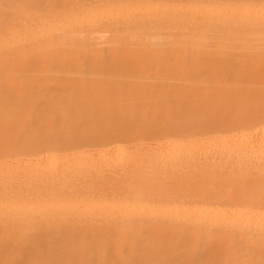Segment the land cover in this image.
I'll return each mask as SVG.
<instances>
[{
  "label": "bare ground",
  "instance_id": "1",
  "mask_svg": "<svg viewBox=\"0 0 264 264\" xmlns=\"http://www.w3.org/2000/svg\"><path fill=\"white\" fill-rule=\"evenodd\" d=\"M250 143L264 0H0V264H264Z\"/></svg>",
  "mask_w": 264,
  "mask_h": 264
},
{
  "label": "rangeland",
  "instance_id": "2",
  "mask_svg": "<svg viewBox=\"0 0 264 264\" xmlns=\"http://www.w3.org/2000/svg\"><path fill=\"white\" fill-rule=\"evenodd\" d=\"M253 144H254V143H252V144L250 143L249 147L252 148V147H253ZM255 146H256V144H254V147H255ZM256 148H257V149H256V152H255V149L252 148V149H254V150H253L254 152L252 151V153H255V155H254V159H255V161H256L257 164L254 163V167H253L252 163L249 164L248 166H246V165H247V164H246V165H245V166H246V167H245L246 169H244V165H243V166L241 165V166H242V169H241V170H244L245 172L247 171V172H248V173L246 172L247 174H257L258 172L261 171V168H260V166H261V167H262V171H261V173H258V174H261V175H262V174H264V173H262V172H264V169H263V167H264V152H259V151H257V150H259L258 147H256ZM249 149H250V148H249ZM252 149H250V150H252ZM247 150H248V148L245 149L246 152H247ZM250 150H248V152H249ZM213 152H214V151H213ZM248 152H247V153L243 152L244 154L247 155V156L244 155V156L246 157V159H245V157H244L243 154H242V157H243L244 160L242 159L241 154H240V156H238L239 153H238V154H235V151H234V154H235V156L237 155L236 157H235V156L233 155V153L231 152L230 154H232V155H230V154L228 155V154H227L228 157L231 156V157L229 158V160H228V158H227V159L225 158V160L230 161V162H227V163H228V164H231V159L234 158V159L236 160L237 157H238L239 161H240V159H241L240 163H242V162H244V161H246V162L248 163V160H247V159H250V160H249V162H250L251 159L253 158V157H252L253 155H251V153H250L251 151L249 152V154H248ZM236 153H237V152H236ZM214 154H216V152H214ZM214 154L212 153V156L214 157L213 159H214V160H217L218 158L216 159L215 156H218V155L216 154V155L214 156ZM249 155H251V157H250ZM233 156H234V157H233ZM247 157H248V158H247ZM234 159H233V160H234ZM238 159H237V161H238ZM254 159H252L251 162H253ZM242 160H243V161H242ZM237 161H236V163H235V161H232V162H233V164H238ZM244 163H245V162H244ZM255 164L258 165V166H256ZM259 164H260V165H259ZM223 166H225V165H223ZM226 166H227V165H226ZM226 166H225V168H227ZM230 166H232V165H230ZM237 166H239V165H237ZM241 166H240V167H241ZM228 167H229V166H228ZM234 167L236 168L235 165H234ZM247 167H248V168L250 169V171L253 172V173H250V171H248L249 169H247ZM251 167H252V169H254V168H255V169H254V170H251ZM257 167H258V170H259V168H260L259 171H258V170L256 171ZM237 169H239V168L237 167ZM255 171H256V172H255ZM254 172H255V173H254Z\"/></svg>",
  "mask_w": 264,
  "mask_h": 264
}]
</instances>
